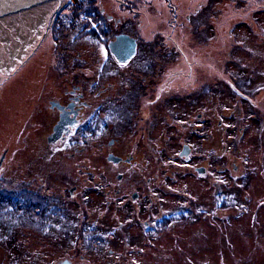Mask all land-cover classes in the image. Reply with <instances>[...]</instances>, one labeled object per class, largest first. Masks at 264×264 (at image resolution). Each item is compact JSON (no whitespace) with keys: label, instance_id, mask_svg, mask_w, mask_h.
<instances>
[{"label":"flooded vegetation","instance_id":"1","mask_svg":"<svg viewBox=\"0 0 264 264\" xmlns=\"http://www.w3.org/2000/svg\"><path fill=\"white\" fill-rule=\"evenodd\" d=\"M158 2L54 0L12 16L7 27L35 43L36 57L15 107L43 145L37 166L13 168L15 184L1 172L9 150L1 154L0 223L10 231H0V247L18 242L27 263L12 253L0 264H148L137 260L168 234L165 264H196L185 254L197 249L203 264H216L217 242L228 238V166L217 169L216 151L199 143L215 139L218 127L223 142L228 136L223 119L216 125L219 84L256 110L247 120L260 127L264 146V81L226 71L228 81L201 86L197 56L178 54L174 35L194 34L204 9L184 12L164 0L165 22ZM170 142L181 148L168 165ZM31 238L56 257L29 255Z\"/></svg>","mask_w":264,"mask_h":264},{"label":"rangeland","instance_id":"2","mask_svg":"<svg viewBox=\"0 0 264 264\" xmlns=\"http://www.w3.org/2000/svg\"><path fill=\"white\" fill-rule=\"evenodd\" d=\"M162 3L164 4V0H159L153 7L159 19L167 22L170 13L166 8L159 11V8L164 7ZM175 3L184 6V12L194 13L204 9L203 19L196 26L194 34L186 28L178 30L174 35V47L178 54L197 56L201 86H205L210 80L228 81L223 73L226 71L233 72L234 76L241 79L253 77L256 83L264 81V41H261L264 40V0H175ZM12 16L0 20V157L5 149L9 150L1 172L8 176L9 183L15 184L17 175L13 173L17 171L14 170L17 164L37 166L35 158L43 144L35 128L24 123L23 112L15 107L20 79L34 74L35 66L32 62L36 57L35 43L32 41L29 46L28 42L24 43L26 37L22 39L17 30L7 27L15 17ZM152 17L155 21L156 16ZM235 24L234 35H228V28ZM182 39H185L184 43L181 42ZM192 64L191 62L190 66ZM234 78L233 80H237ZM249 89L255 90V85H251ZM221 90L225 93L220 94ZM215 92L216 125L218 127L219 118L223 119V123L228 124V136L223 142L225 127H218L215 139L199 143V146L202 152L209 149L216 151L217 169L228 166V204L231 206H228V238L222 237L217 242L214 261L216 264H264V146L259 143L260 127L247 120L253 110L251 105L240 107L234 97H229L228 90L225 87L221 89L219 84ZM260 99L261 94L258 93L257 100ZM203 108L204 106L201 107V112ZM180 148L181 143L170 142L169 156L162 162L170 165L169 161L174 160ZM201 163L206 164L204 161ZM234 166L238 170L235 171ZM218 182L220 183L219 180ZM10 225L12 230L15 225ZM0 231H10L9 224L1 222ZM168 235L153 241L152 247L158 251L154 250L137 262L165 264L168 252L164 253L166 249L163 251L160 248H166L165 238ZM26 241L29 243V255H33L36 249L46 251L43 258H54L57 255L43 249L45 245L35 238ZM9 246L12 249L0 247V258L5 259L4 261L7 259L8 262L13 258L12 253H21L18 242ZM21 255L18 261L27 263V255ZM185 256L196 261V264H203L202 250L197 249ZM173 259L172 262H176L177 258Z\"/></svg>","mask_w":264,"mask_h":264},{"label":"water","instance_id":"3","mask_svg":"<svg viewBox=\"0 0 264 264\" xmlns=\"http://www.w3.org/2000/svg\"><path fill=\"white\" fill-rule=\"evenodd\" d=\"M50 1L54 0H0V20L8 16L16 15L22 11L33 9ZM122 39L123 37L118 38L119 41ZM3 159L4 155L0 159V167Z\"/></svg>","mask_w":264,"mask_h":264}]
</instances>
